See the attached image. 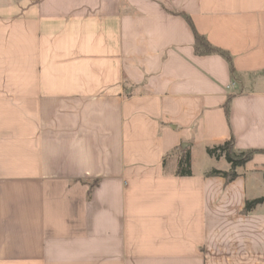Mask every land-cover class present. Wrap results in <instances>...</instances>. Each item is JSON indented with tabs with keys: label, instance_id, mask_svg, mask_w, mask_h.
<instances>
[{
	"label": "crops",
	"instance_id": "1",
	"mask_svg": "<svg viewBox=\"0 0 264 264\" xmlns=\"http://www.w3.org/2000/svg\"><path fill=\"white\" fill-rule=\"evenodd\" d=\"M263 196L264 0H0V264H264Z\"/></svg>",
	"mask_w": 264,
	"mask_h": 264
},
{
	"label": "trees",
	"instance_id": "2",
	"mask_svg": "<svg viewBox=\"0 0 264 264\" xmlns=\"http://www.w3.org/2000/svg\"><path fill=\"white\" fill-rule=\"evenodd\" d=\"M196 41V52L201 56L218 54L226 58L231 63V57L224 51L213 47L204 37L195 33ZM228 112V106L226 107ZM208 155L211 158L220 160L224 158L226 162L230 165V170L228 172L219 171L213 169L209 171L207 177H221L226 180L227 184L234 182L240 174L239 169L244 168L249 162H251L259 151H238L235 147L234 138L223 143L222 145L209 148L207 150ZM178 176L189 177L192 176L191 170V154L189 150L182 151V156L179 161L178 166ZM264 203V196L252 201H248L245 206V213L253 211L257 206Z\"/></svg>",
	"mask_w": 264,
	"mask_h": 264
},
{
	"label": "rangeland",
	"instance_id": "3",
	"mask_svg": "<svg viewBox=\"0 0 264 264\" xmlns=\"http://www.w3.org/2000/svg\"><path fill=\"white\" fill-rule=\"evenodd\" d=\"M225 163V162H224Z\"/></svg>",
	"mask_w": 264,
	"mask_h": 264
}]
</instances>
